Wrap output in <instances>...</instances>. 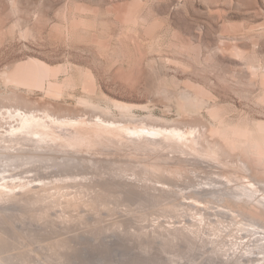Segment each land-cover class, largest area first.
Returning <instances> with one entry per match:
<instances>
[{
    "label": "rangeland",
    "instance_id": "rangeland-1",
    "mask_svg": "<svg viewBox=\"0 0 264 264\" xmlns=\"http://www.w3.org/2000/svg\"><path fill=\"white\" fill-rule=\"evenodd\" d=\"M33 60L52 69L71 67L72 79L62 94L44 91L48 84L42 90L4 81V74L22 71ZM250 63H256L257 71L264 70V0H0V109L19 105L87 120L93 113L81 102L85 96L103 107L109 104L119 118L114 103L127 104L134 107L132 123L159 129L180 126L189 133L183 141L196 149L183 152L167 139L161 144L168 148H138L133 143L139 138L126 141L123 135H98L92 127L58 126L54 131L65 142L53 150L38 149L49 155L37 170L25 163L42 154H35L36 143L27 140L31 133H24V154L13 159L2 151L0 186L8 189L10 182L32 181L33 187H52L55 196L35 206L7 201V193H0V262L227 264L222 260L226 249L220 246L229 243L228 231L236 228L216 238L214 233L223 230V224L215 222L218 204L192 199L191 193L207 191L210 197L229 190L239 196L244 194L235 183L243 189L252 184L246 172L229 170L225 166L229 161L220 156L223 152L207 142L213 109L220 110L229 126L255 128L264 123V76L253 74ZM65 79L61 74V82ZM15 95L19 104L5 101ZM17 123L9 119L2 125ZM87 131L91 133L83 134ZM229 179L234 182L229 184ZM256 181H264V176ZM72 183L89 186L91 200L111 185L134 184L141 193L131 197L134 205L120 208L105 197L113 211L108 217L109 211L99 205L63 207L62 201L84 195L80 185L77 189L70 187ZM21 191L13 193L21 197ZM87 195L89 191L84 199ZM154 196L169 197V202L201 211L202 216L197 220L189 213L166 216L163 200H153ZM53 200L58 202L51 204ZM47 206L49 213L43 214ZM80 213L82 224L77 221ZM142 215L145 218H139ZM115 217L133 220L116 227ZM55 245L62 249L58 248L59 255Z\"/></svg>",
    "mask_w": 264,
    "mask_h": 264
},
{
    "label": "bare ground",
    "instance_id": "bare-ground-1",
    "mask_svg": "<svg viewBox=\"0 0 264 264\" xmlns=\"http://www.w3.org/2000/svg\"><path fill=\"white\" fill-rule=\"evenodd\" d=\"M67 25H70V24H67ZM64 29H61V30H64ZM61 30H57V32ZM120 43H123V41H121ZM255 64L256 63H254V65L251 64L252 66H250V69L252 70L253 74H255L256 72H259L257 71L258 68H256ZM70 68L71 67L68 66V67H64L60 69H52L48 67L47 64H44L43 62L39 60H33L32 62H29L28 64H26V67L22 71L20 70H18V72L13 71L14 73L10 72L12 73V74L9 73L10 75L6 73L3 76L5 77V75H7L6 80H4L6 83L7 82L11 83V85L13 84V86L15 85L16 87L25 86L24 88L30 87L29 89H31L32 86H35L37 89L38 87H40L43 90L42 86H45L48 84V87H47L48 90H44V91H47V92L49 91L48 93H60L61 89L64 90L63 89L64 85L68 84L72 79ZM261 71L259 73H262V75L264 76V70L262 72ZM63 73H65L66 79L65 81L63 80V82H61L60 75ZM33 88L34 87H32V89ZM19 99L20 97L18 98V96L15 95L13 97H9L5 99V101L10 102V103L19 104L20 103ZM81 102L84 106H86L90 110V112L93 113L91 117L92 119L90 117L87 120L84 118L70 117L69 114H68L69 117L53 116L51 115V111L50 113L48 112L38 113L39 111L37 112L35 111V109L34 111L24 110L25 108L23 109V107L19 105L8 106V108H5L4 106L1 107L0 109V148H3L4 150L0 149V158L2 155V151H5V150L7 152V155H6L7 158L12 156L13 159H16L19 156H21V154H24L26 152L25 150L26 146L22 144L21 136L24 133L26 134L31 133L32 136L30 139H27V138H24V139L35 142L36 145L34 146L37 151V153L35 154H38V155L42 154V155L39 160H36V161L30 160L31 163H25V164L31 165V169H34V168H37V170L40 169L41 167H43L41 166V163L46 161V157L49 154H46V153L44 154L42 152L40 153L38 152V149L42 148L43 150H45L46 148L48 149L50 148L53 150L56 147H60L65 142L64 139L60 140V137L62 136H60L59 134H56V131H54V128L58 126L59 127L65 126V127H72V128L78 127V128H86V129H91L90 127H92L94 129L92 132L98 135L100 134L108 135V137L109 136L114 137L115 135H123V139L126 141L128 138L130 139L139 138L141 139L139 142L137 141L136 143H133L138 148H151V147L168 148L161 144L163 143L162 140L167 139L170 141L173 140L174 142H177V145H174L175 148L176 146H180L181 147L180 149H182L183 152H187V150H196L194 149V147L191 146V144H187L185 141H183V139L187 135H189V133L187 130H186L187 132L183 131L182 128H181L182 131H180L179 129L180 126L177 128L175 127V129L174 127L173 129H168V128L164 129L163 127L159 129L157 127L149 128L150 126L149 123H148L149 125L148 127L146 125L140 126L138 125V123L137 124L132 123L134 121L133 118L135 117L133 106L122 104V103H114L115 109H117L118 113L120 114V118H119L118 116L112 115V112H111L112 106H109V104L103 107V105H101L100 102H95L91 100L90 98H86V96H85V99L81 100ZM218 110L213 109L210 111V116L213 119L214 124L212 123L213 126L210 128L209 134L207 133L208 134L207 142L210 145L215 144L216 147H214V149L217 148L218 150H220V152L221 151L223 152V155H220V156L224 157L226 160L229 161V164L225 165L229 170L231 169L233 170L236 167L239 171L246 172L247 173L246 175H248L249 177L248 176H245V177H248L246 178L247 181L251 182L252 184L250 185V188L246 187L245 189H243L240 187L238 182L235 183L236 188L241 189L244 195L240 194L238 196L234 194L233 191L231 192L228 190L225 192L223 191L219 192L218 190V195L220 194L219 196L211 195L210 197H207L206 196L207 191H204L206 193L205 195H204V192L203 193H199V192L191 193L192 195L191 198L197 201L205 200L206 203H214V204L217 203L218 204L215 207L218 209V212H220V214L219 215L217 214V217L219 218L216 219L215 222H219L220 224H223V230L222 232L214 233V236L216 238L220 235L222 237L226 233V232L223 233L225 230L230 229L232 227L236 228L235 232L228 231L230 235L226 238V241L229 243H223L224 246L219 245L221 247L220 249H223L222 251H224V247L226 249L224 253L222 252L226 258V259H222L223 262H226L227 264H264V200H263L264 194L262 195L258 194V192H264V187H263L264 181H261V182L256 181L257 178L264 176V123L262 125H259V127L256 126L255 128H250L248 127V125L242 126L240 125V123L239 125H236V126H232V125L229 126L228 125L229 123L227 124L225 122V120L220 115V110L219 111ZM95 117H97L99 122L97 120V122L95 123V121L93 120V118L96 119ZM9 119L16 120L18 123L13 124L9 127L3 126L2 123L4 122V120L8 122ZM4 128H5V131H2V129ZM37 128L42 129L43 131H36V132L29 131L31 129H37ZM45 129H47V131H45ZM195 130L196 129L192 130L193 133L194 132L196 133ZM201 130L202 128L199 130V132H201ZM84 132L83 134L85 135L86 134L88 135L91 133L89 131H87L86 133ZM15 136H17V138H15ZM191 140L192 142L196 141V134H195V138ZM214 140L217 142V144L214 142ZM12 142L13 144H11ZM184 147H186V149ZM183 148L185 150H183ZM49 150L47 153H49ZM237 160H239V163ZM56 164H57V167L60 166V164L58 163ZM159 172L160 174H162L161 172L163 171H159ZM233 182L234 181L232 180L230 181L229 179V184H232ZM32 184H34L32 181H29V182L28 181L22 182V180L20 182L13 181L7 185L8 189H3L0 186V193H3V192L7 193L5 194L7 201H10V200L25 201L26 203L34 204L35 206H36L35 204L36 202H42L41 200L46 201L47 199H51L52 197L55 196V193L51 192L53 191L51 190L53 189L52 187L50 186L48 187L44 184L38 185V187H33ZM77 185H80V187ZM75 186H77V189L79 187L81 189V190L79 189L80 194H84V195L79 198L80 200L78 199V197H74L71 201L68 200L69 202L63 203L62 201L61 205H63V207L68 208V206L69 207L72 206L71 208H73V206L76 207L80 205V208H82L83 205H87V204H90L93 207L94 206L98 207L97 205H99L103 207L102 209L105 208L109 211L107 215L108 217L113 216V214L111 213L113 211L111 210V208H108V205L104 202L106 201L105 197L110 196V198H112L113 200L111 201L116 205V208H120V206H126L127 204L134 205L133 201L131 200V197L136 195L137 193L138 194L141 193L140 189L139 191L137 189V187L139 186H136L134 184L125 185V186L111 185L104 194H99L96 199L91 200L92 197L90 196L91 191L89 189V186H84L80 183L70 184V187H75ZM132 187H133V190H132ZM211 187L209 186V188ZM213 187L214 189H211V191L212 190L214 191L216 189L215 185ZM20 189H22V191L19 194L21 195V197H17L13 192L16 190H20ZM135 190L137 191L136 193L134 192ZM88 191H89V195H87L88 199L86 198L84 199V196L86 195V192ZM59 194L66 196L65 194H63V192L62 194L61 193ZM100 195H102V197ZM57 198L58 197H56V199ZM170 199L171 198L169 197H157V196L153 197V200H159V201L163 200L164 202L163 210L166 211V214H165L166 216H168V214L171 216H175L179 214L189 213L190 216L194 218L195 220H197L198 217L202 216L201 211H197L189 207H183L177 202H169ZM54 200L50 202L51 204L54 203L55 205L58 202L57 201L58 199L56 201ZM48 206L44 208L46 210L43 211L44 212L43 214L49 213L50 207L48 208ZM66 210L68 211L70 209H66ZM70 212H69V215H70ZM127 212L128 214L130 212H133L132 213L133 215L136 211L127 210ZM248 213L251 214L253 217L249 216ZM64 217L66 216L64 215ZM66 218L69 219L68 217ZM95 218L100 219L99 217L97 218V216ZM139 218H145V216L142 215ZM112 219H113L112 223L115 222L113 224L117 223L116 227H118V223L124 224V222L128 223L130 220H133V218L126 219L125 217L123 218L115 217ZM73 220L71 221L73 222ZM74 221L76 223L77 221H80L82 224V222L83 223L85 222V219L83 215L80 213V219L77 221L76 220ZM120 226L122 228V227H125L126 224L125 226L124 225H120ZM129 234H131L130 231H129ZM174 234L177 235V233H174ZM214 241L215 240L213 241L211 240V243H213ZM217 244H219V242H217ZM52 247H54L55 249H57L56 251H58L59 247H56V245ZM59 251L56 252L55 254L57 255L58 253L59 255ZM0 264L2 263L0 262Z\"/></svg>",
    "mask_w": 264,
    "mask_h": 264
}]
</instances>
